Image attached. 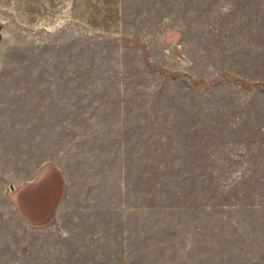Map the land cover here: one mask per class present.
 Wrapping results in <instances>:
<instances>
[{
    "label": "rangeland",
    "instance_id": "rangeland-1",
    "mask_svg": "<svg viewBox=\"0 0 264 264\" xmlns=\"http://www.w3.org/2000/svg\"><path fill=\"white\" fill-rule=\"evenodd\" d=\"M0 25V264H264V0Z\"/></svg>",
    "mask_w": 264,
    "mask_h": 264
},
{
    "label": "water",
    "instance_id": "water-1",
    "mask_svg": "<svg viewBox=\"0 0 264 264\" xmlns=\"http://www.w3.org/2000/svg\"><path fill=\"white\" fill-rule=\"evenodd\" d=\"M0 31H1V25H0ZM0 38H1V32H0Z\"/></svg>",
    "mask_w": 264,
    "mask_h": 264
}]
</instances>
